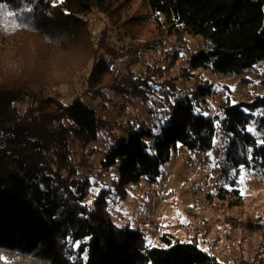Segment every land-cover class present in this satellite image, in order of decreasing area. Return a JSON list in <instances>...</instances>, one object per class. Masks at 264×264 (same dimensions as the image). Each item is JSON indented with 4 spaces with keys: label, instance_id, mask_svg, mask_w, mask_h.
<instances>
[{
    "label": "trees",
    "instance_id": "16d2710c",
    "mask_svg": "<svg viewBox=\"0 0 264 264\" xmlns=\"http://www.w3.org/2000/svg\"><path fill=\"white\" fill-rule=\"evenodd\" d=\"M0 7L1 42L34 39L49 53L43 65L49 57L70 73L90 65L84 93L67 104L59 91L47 93L45 87L70 79L38 73L34 66L16 74L0 71V264H223L196 239L182 242L164 234L163 246H146L143 232L115 226L107 202L112 191L157 183L178 146L209 151L217 131L226 140L230 164L264 168V137L259 142L250 129L264 132V117L255 115L264 111V95L238 103L226 98L211 117L206 112L212 84L195 79L178 103L179 81L195 77L185 68L179 77L170 76L186 51L185 34L203 41L186 61L189 70L231 77L264 62V0H0ZM95 14L115 18L130 42L145 38L144 50L162 48L169 64L136 71L139 48L133 43L113 45L107 25L92 38ZM169 37L173 42L165 51ZM106 92L142 105L161 101L170 112L160 129L125 127L83 100ZM75 142L85 156L97 153L92 144H105L100 169L117 174L112 188L101 189L92 201V183L75 161ZM230 264H264V256L257 252L251 261Z\"/></svg>",
    "mask_w": 264,
    "mask_h": 264
},
{
    "label": "rangeland",
    "instance_id": "374dc122",
    "mask_svg": "<svg viewBox=\"0 0 264 264\" xmlns=\"http://www.w3.org/2000/svg\"><path fill=\"white\" fill-rule=\"evenodd\" d=\"M133 4V9L139 6L138 13L144 12L138 2ZM90 22L89 32L93 39L107 25L110 28L109 41L113 45H127L130 42V37L121 36L123 30L117 28L115 18L108 20L101 14H95L90 17ZM149 27L151 25L148 24L146 29ZM184 39L186 51L175 62L170 76L179 77L185 68L195 78L179 81L178 103L194 88L195 79L213 86L206 112L211 117L218 114L226 98L238 103L264 95L261 85L264 80V62L231 77H220L204 69L192 71L187 68L186 61L201 50L203 41L192 34H185ZM154 40L161 42L163 38L156 36ZM172 42L173 38L169 37L165 51H168ZM130 43L139 48L140 62L134 68L136 71L169 64L162 48L143 49L145 38H136ZM41 46L34 39L24 37L10 42L0 41V71L16 74L34 66L38 73L51 72L55 78L70 79V83L58 88L45 87L47 93L59 91L63 103H70L84 93L90 65L70 73L71 70H66L62 61L56 66L48 57L45 66L43 54L49 53ZM83 100L98 113L125 127L144 125L157 130L170 112L169 106L161 101L142 105L135 99H125L110 92L97 98L85 96ZM255 115L257 118L264 117V111L258 110ZM253 126L250 127L251 131L257 134L261 142L264 132L257 133ZM71 146L76 154L75 161L79 163L78 171L88 176L92 183L89 198L92 201L101 189L112 188L117 180L116 171L102 172L100 169L99 161L106 146L102 142L90 146L97 151L90 156H85L76 142ZM226 153L227 143L219 131L213 147L207 152L188 151L178 146L172 162L161 167L157 183L141 182L139 185L127 186L121 194L111 192L107 203L113 223L116 227L128 225L133 230L143 232L145 244L149 247L163 246L160 238L164 234L182 242L196 239L200 249L215 256L223 264L242 258L251 261L257 252L264 256V168L234 166L226 160ZM248 224L253 225L251 229L247 228Z\"/></svg>",
    "mask_w": 264,
    "mask_h": 264
},
{
    "label": "snow or ice",
    "instance_id": "6c2138e0",
    "mask_svg": "<svg viewBox=\"0 0 264 264\" xmlns=\"http://www.w3.org/2000/svg\"><path fill=\"white\" fill-rule=\"evenodd\" d=\"M2 12H3V8L0 7V13H2ZM8 15H9V16H12V15H14V14H13L12 12H9ZM0 259H3V258H0Z\"/></svg>",
    "mask_w": 264,
    "mask_h": 264
}]
</instances>
